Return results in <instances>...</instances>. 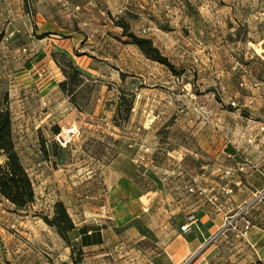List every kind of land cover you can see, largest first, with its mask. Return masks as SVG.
<instances>
[{
	"label": "rangeland",
	"instance_id": "1",
	"mask_svg": "<svg viewBox=\"0 0 264 264\" xmlns=\"http://www.w3.org/2000/svg\"><path fill=\"white\" fill-rule=\"evenodd\" d=\"M0 33V104L35 189L25 208L0 194V264H137L199 206L233 214L242 203L239 216L264 224L246 183L264 173V0H0ZM64 48L86 78L81 109L51 61ZM121 91L134 101L117 124ZM58 200L104 241L78 237L73 251L45 220ZM227 239L215 264H236Z\"/></svg>",
	"mask_w": 264,
	"mask_h": 264
},
{
	"label": "trees",
	"instance_id": "2",
	"mask_svg": "<svg viewBox=\"0 0 264 264\" xmlns=\"http://www.w3.org/2000/svg\"><path fill=\"white\" fill-rule=\"evenodd\" d=\"M114 21L122 28L123 35L127 36L130 42L137 46L147 58L163 64L172 73H177L175 64L160 51L152 38L135 33L124 18H116ZM1 39L2 34L0 33V41ZM52 58L64 75V79L59 82L60 89L78 109H81L78 96L86 80L82 69L77 65L72 54L65 49L52 51ZM133 99V95L125 91H121L118 95L114 116L117 124H120L119 118L128 119L133 107ZM59 131L58 127L54 128L56 134ZM0 154L4 156V161L0 163V194L16 207L25 208L35 201V189L15 147L12 115L8 104H0ZM45 220L50 226L56 228L73 251L76 246L73 245L72 240L80 237L81 246H85L91 242V239L86 238V235L96 237L98 232L96 230L88 232L86 226L77 228L66 205L61 200L54 203L53 215L50 218L46 217ZM92 240L96 241L97 238ZM78 250L82 252L81 248ZM254 264H264V261L256 260Z\"/></svg>",
	"mask_w": 264,
	"mask_h": 264
},
{
	"label": "crops",
	"instance_id": "3",
	"mask_svg": "<svg viewBox=\"0 0 264 264\" xmlns=\"http://www.w3.org/2000/svg\"><path fill=\"white\" fill-rule=\"evenodd\" d=\"M66 50L70 52L68 49ZM250 174L246 178L247 186L251 188L252 193L249 201H252V208L262 209L260 212L262 213L264 212V173L252 172ZM259 193L262 195L257 197ZM241 204L238 205V212L241 211ZM238 212L233 214L224 210L214 212L207 206H199L193 213L178 212L169 228L170 238L162 249L148 256L142 255L137 260V264H184L187 261L188 264H215L222 252V242H227L229 237L232 244L235 245V253L230 258L236 264H254L256 260L264 261V224L258 225L263 221L258 223L254 218H251L252 224L247 234L239 236L237 230L240 229L242 217L238 215ZM234 214L239 216L236 220L239 228L236 227L237 230L228 228L216 241L207 242L223 226L225 217ZM185 223L190 225V229L182 231L181 225ZM81 226H77V228ZM88 230V232L92 231ZM86 238L91 239V242H88L85 247L93 248L104 241L100 233H97L96 237L86 235ZM96 238V241L92 240Z\"/></svg>",
	"mask_w": 264,
	"mask_h": 264
},
{
	"label": "built area",
	"instance_id": "4",
	"mask_svg": "<svg viewBox=\"0 0 264 264\" xmlns=\"http://www.w3.org/2000/svg\"><path fill=\"white\" fill-rule=\"evenodd\" d=\"M238 183H240V181H238ZM261 195H262V193H259V195L257 197H260ZM238 218H239V216H237L236 214L229 215V216L227 215L225 217L223 226L216 233H214L207 240V242L216 241L221 236V234L224 233L225 230L228 229V228L230 229L231 227H234L236 229V227H237V225H236L237 221L236 220ZM242 219H243L242 221H244L243 227L240 228L239 230L236 229L237 232L239 233L238 234L239 236L240 235H246L248 230H249V228H250V226H251V222H250V220L248 218H242ZM189 229H190V225L188 223H185V224L181 225V230L182 231H187ZM184 264H188V261L186 263H184Z\"/></svg>",
	"mask_w": 264,
	"mask_h": 264
}]
</instances>
